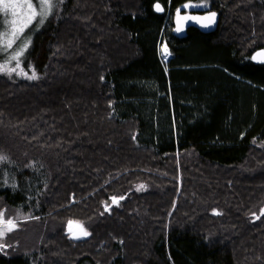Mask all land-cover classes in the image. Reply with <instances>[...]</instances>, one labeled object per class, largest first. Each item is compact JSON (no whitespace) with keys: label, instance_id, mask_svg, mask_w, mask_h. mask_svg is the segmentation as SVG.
I'll return each instance as SVG.
<instances>
[{"label":"trees","instance_id":"trees-1","mask_svg":"<svg viewBox=\"0 0 264 264\" xmlns=\"http://www.w3.org/2000/svg\"><path fill=\"white\" fill-rule=\"evenodd\" d=\"M188 1L61 0L0 73V264H264V0Z\"/></svg>","mask_w":264,"mask_h":264},{"label":"snow or ice","instance_id":"snow-or-ice-1","mask_svg":"<svg viewBox=\"0 0 264 264\" xmlns=\"http://www.w3.org/2000/svg\"><path fill=\"white\" fill-rule=\"evenodd\" d=\"M61 0H55V5H58ZM53 0H36V4L34 5L33 0H0V13L4 15L10 14L12 19L8 21L11 27V36L18 38L19 33L23 31V28L30 24L34 19H38V23H42L44 19H46L49 15L52 14L54 8ZM157 10H159V5L156 6ZM189 7V5H185V8ZM179 13V10H177ZM212 17H215V13L212 14ZM185 19H193L197 20V17H185ZM204 19H209L205 17ZM19 25V26H18ZM179 30V29H178ZM27 39V38H25ZM7 47L11 48L12 40L9 39L6 41ZM24 47H27V43L24 44ZM161 51L163 53H167L166 47L162 48ZM23 48L20 49L15 55L11 57L13 60H18L20 54H22ZM258 55H264V53H260ZM255 59V57L253 58ZM18 66V65H17ZM0 71H15V68L8 69L7 64L0 65ZM30 79H37L38 77L33 74ZM8 158L6 156L0 155V163L7 162ZM144 185H140L137 190H142ZM122 199V198H121ZM113 203H116V198H112ZM264 214V213H262ZM259 219V217H257ZM77 224V227L80 230V234L87 236L89 233L83 229L82 225H79L78 222L69 221V231H72V225ZM15 224L11 220L5 221L3 218V214L0 213V237H2L5 232H10L15 228ZM2 247V246H0Z\"/></svg>","mask_w":264,"mask_h":264},{"label":"rangeland","instance_id":"rangeland-1","mask_svg":"<svg viewBox=\"0 0 264 264\" xmlns=\"http://www.w3.org/2000/svg\"><path fill=\"white\" fill-rule=\"evenodd\" d=\"M34 5L36 4V0H33ZM53 3L55 4V0H53ZM185 5H189V7L185 8ZM211 7L209 0H199V1H188L182 5H180L176 10L175 13H178L181 11H193V10H209ZM167 14H170V9L167 11ZM0 65L7 64L8 69L15 68V71H0V73H7V74H16V75H22L24 74V71L22 69V63L24 59H26L27 53L30 49V46L32 44V41L34 40L35 34L37 31L41 28L44 21L42 23H38V19H34L30 24H28L26 27L23 28V31L19 33V37L15 38L11 36V27L8 23L9 20L12 19L11 15H4L0 13ZM19 26V25H18ZM27 38V39H25ZM11 39L12 40V46L11 48L7 47L6 41ZM27 43V47H24V44ZM166 46L165 42L159 45V54L163 61L166 62V60L169 59V54H165L161 51L162 48ZM23 48L22 54L19 55L18 60H13L11 57L15 55L20 49ZM18 65V66H17ZM5 221H7L4 218ZM13 221V223L18 227V223L14 219H9ZM77 230V229H76ZM75 230V231H76ZM7 231L5 232V234ZM4 234V235H5ZM3 235V236H4Z\"/></svg>","mask_w":264,"mask_h":264},{"label":"water","instance_id":"water-1","mask_svg":"<svg viewBox=\"0 0 264 264\" xmlns=\"http://www.w3.org/2000/svg\"><path fill=\"white\" fill-rule=\"evenodd\" d=\"M157 5H159V10H157ZM155 8L158 12H163L164 7L161 3H157ZM215 13V17L212 14ZM185 17H197L199 19H185ZM205 17L209 19H204ZM221 15L219 11L214 9L209 10H193V11H181L176 13L173 18V35L178 38H185L187 32L190 28H197L203 33H213L215 32L220 24ZM179 29V30H178ZM264 53V48H259L255 50L252 54V60L255 63H264V55H258ZM255 57V59H253ZM72 231L77 229V226L73 224ZM67 231H69V222L67 224ZM71 231V232H72Z\"/></svg>","mask_w":264,"mask_h":264},{"label":"bare ground","instance_id":"bare-ground-1","mask_svg":"<svg viewBox=\"0 0 264 264\" xmlns=\"http://www.w3.org/2000/svg\"><path fill=\"white\" fill-rule=\"evenodd\" d=\"M165 47H166V49H167V54H169V56H170V58H171V57H172V55H171V52H170V49H169V47H168L167 45H166ZM170 58H169V59H170ZM167 62H168V61H167Z\"/></svg>","mask_w":264,"mask_h":264},{"label":"built area","instance_id":"built-area-1","mask_svg":"<svg viewBox=\"0 0 264 264\" xmlns=\"http://www.w3.org/2000/svg\"><path fill=\"white\" fill-rule=\"evenodd\" d=\"M169 58H170V56H169ZM167 61V60H166Z\"/></svg>","mask_w":264,"mask_h":264},{"label":"flooded vegetation","instance_id":"flooded-vegetation-1","mask_svg":"<svg viewBox=\"0 0 264 264\" xmlns=\"http://www.w3.org/2000/svg\"><path fill=\"white\" fill-rule=\"evenodd\" d=\"M211 9V8H210Z\"/></svg>","mask_w":264,"mask_h":264}]
</instances>
